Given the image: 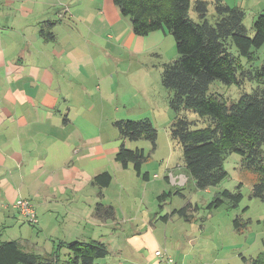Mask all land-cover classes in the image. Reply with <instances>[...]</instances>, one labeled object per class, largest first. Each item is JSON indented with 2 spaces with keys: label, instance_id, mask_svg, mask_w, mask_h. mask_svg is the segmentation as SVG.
I'll return each instance as SVG.
<instances>
[{
  "label": "crops",
  "instance_id": "1",
  "mask_svg": "<svg viewBox=\"0 0 264 264\" xmlns=\"http://www.w3.org/2000/svg\"><path fill=\"white\" fill-rule=\"evenodd\" d=\"M254 1L255 14L245 9L252 24L264 14V0ZM168 36L162 31L136 35L114 0H2V241H15L42 256L53 254L60 243L98 241L124 253L116 259L109 252L98 264H158V249L152 259L148 237L157 232L166 208L155 218L144 216L134 196L136 202L130 206L134 211L123 206L119 211L127 189L125 182L115 189V171L127 174L130 167L116 160L123 140L114 124L131 119L127 97L131 101L142 96L139 82L145 66L154 64L151 56ZM156 55L162 57L160 52ZM124 143L127 149H136L134 142ZM103 173L112 176L106 187L94 183ZM181 175L176 172L165 179L179 185ZM150 184L144 188L152 190ZM19 198L32 201L37 225L13 207ZM98 204L113 207L115 218L98 216ZM63 254L67 256L66 248ZM174 258L182 264L180 256Z\"/></svg>",
  "mask_w": 264,
  "mask_h": 264
},
{
  "label": "trees",
  "instance_id": "2",
  "mask_svg": "<svg viewBox=\"0 0 264 264\" xmlns=\"http://www.w3.org/2000/svg\"><path fill=\"white\" fill-rule=\"evenodd\" d=\"M192 2L114 0L121 15L131 22L136 35L147 36L162 31L175 39L179 58L164 64L162 84L171 92L170 107L175 113L170 137L182 148L183 169L189 180L199 190L217 187L228 177L225 161L230 155L238 154L248 169L263 175L253 189L255 196L264 199V58L257 56L264 46V14L253 22L251 35L245 24L244 9L214 0L211 15V3L196 0L192 5ZM192 8L196 20L191 17ZM214 82L238 87L250 82L255 86L250 93H243L237 101L229 103L210 93ZM190 112L206 119V126L197 127L198 122L188 118ZM114 125L123 140L116 154L117 162L124 168L132 165L138 176L149 180V174L142 173L148 159L145 152L139 148L127 149L124 140H149L155 150L158 134L153 124L149 120H119ZM111 180L109 173H103L94 183L106 187ZM176 193L182 195L180 191ZM165 196L164 193L159 198ZM241 197L240 192L224 190L209 206L219 207L225 200L236 206ZM196 207L189 203L163 219L169 220L176 215L191 220ZM96 214L113 219L116 211L98 204ZM239 227L240 223L236 221V229L240 230ZM65 248L67 256L63 254ZM108 255L107 246L98 241L60 243L53 254L42 256L25 250L15 241L0 239V264H98L97 260ZM250 264H264V249Z\"/></svg>",
  "mask_w": 264,
  "mask_h": 264
},
{
  "label": "rangeland",
  "instance_id": "3",
  "mask_svg": "<svg viewBox=\"0 0 264 264\" xmlns=\"http://www.w3.org/2000/svg\"><path fill=\"white\" fill-rule=\"evenodd\" d=\"M195 1L193 0L192 5ZM205 1L211 3L210 14L212 15L214 12L212 2L214 0ZM224 1L231 7H241L244 4L241 7L244 10L247 8L251 12L256 11L254 0L253 3L251 0ZM252 13L255 14L256 12ZM191 17L197 19L193 8L191 9ZM250 18L252 16L247 15L245 24L252 35L253 24L248 20ZM167 35L169 38L151 56L154 64L145 66L144 79L139 82L143 91L142 96H136L131 101L130 97H127L129 100L127 114L131 118L129 120L136 122L149 120L158 134L155 150L149 140L142 139L132 143L134 148L139 147L145 152L148 159L143 165L142 173L148 172L151 179L144 180L142 176H138L132 165L127 170V174L115 171V189L120 186V182H125L127 189L120 200L119 211L123 212V207H125L129 208V213H132L134 210L130 206L136 202L134 196L139 200L138 207H143L139 210L141 214L154 218L157 216L158 210L166 208L162 213V216H165L168 211L172 214L175 209H181L191 202L193 207L197 205L195 211H192L193 218L191 220H185L174 215L169 218L170 221L175 219L174 223L167 224L164 220L157 221V232L148 237L150 241L149 253L152 255V259L155 250L158 249L167 251L173 257L178 258L180 256L182 264H250L251 260H254L264 249V199L255 196L253 189L263 175L261 176L253 169H248L242 156L232 154L224 163L228 177L217 187L203 191L199 190L189 180L183 170L182 148L173 143L170 137L175 113L170 107L171 92L162 84V72L164 64L177 60L179 55L174 37L170 34ZM159 52L162 57L156 55ZM257 56L261 59L264 58V46L257 52ZM252 86L255 85H251L250 82L242 87L214 82L211 84L210 93L230 103L237 101L243 93H250ZM188 118L191 121H197V127H204L207 124L206 119L203 120L194 112L188 113ZM118 132L115 126V133ZM262 153L264 157V146ZM176 172L182 174L178 177L179 185L171 182L172 180L169 183L165 179V175L172 177ZM148 183H151L152 190L144 188L145 184ZM224 190L231 193L240 192L242 197L239 203L234 206L229 200H225L221 206L210 208L209 205ZM179 191L184 195L180 196L176 193ZM163 192L167 196L160 199L159 197ZM172 193V196L169 195ZM154 204L157 207L153 206ZM136 218L141 221V217ZM236 221L240 223L238 228L240 230L236 229ZM117 241L119 240L115 239V242ZM133 243L139 246L137 241ZM107 248L112 255L115 253L116 259L119 258L118 255L124 254L123 252L119 253L117 247L115 252L110 249V246ZM120 258L125 257L121 255ZM243 258L249 261L246 262Z\"/></svg>",
  "mask_w": 264,
  "mask_h": 264
},
{
  "label": "built area",
  "instance_id": "4",
  "mask_svg": "<svg viewBox=\"0 0 264 264\" xmlns=\"http://www.w3.org/2000/svg\"><path fill=\"white\" fill-rule=\"evenodd\" d=\"M2 0H0L1 4ZM13 207L25 218L28 223L35 226L39 223L38 214L32 201L24 198H19L13 205ZM155 257L158 260V264H178L176 259L170 255L167 251L158 250L155 252Z\"/></svg>",
  "mask_w": 264,
  "mask_h": 264
}]
</instances>
